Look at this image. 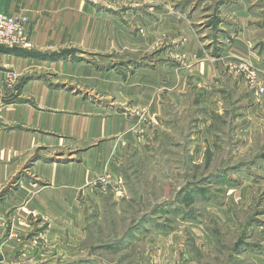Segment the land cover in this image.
<instances>
[{
    "label": "rangeland",
    "instance_id": "rangeland-1",
    "mask_svg": "<svg viewBox=\"0 0 264 264\" xmlns=\"http://www.w3.org/2000/svg\"><path fill=\"white\" fill-rule=\"evenodd\" d=\"M83 2L87 34L96 26L103 31L119 26L135 37L123 57L116 58L113 48L78 43L74 35L54 48L34 50L30 42L31 51H8L25 62L22 69L13 68L8 56L0 59L1 127L32 128L23 119L11 123L5 118L11 104L20 109L14 118H22L27 108L35 116H62L77 126L70 133L49 131L59 145L36 147L17 179L45 184L32 169L37 161L70 168L66 221L25 233L22 237H36L8 261L264 264V68L257 64L264 60V0ZM175 26H185L193 36L198 49L193 59H207L220 69L207 85L209 93L224 91L219 102L198 108L209 94L196 90L194 73L185 76L191 92L184 94V88L178 103L165 96L170 85L162 80L160 112L153 114L134 106L132 96L117 99L88 83L98 73L131 84L137 73L157 72L162 79L160 68L191 69L189 42L185 34L171 35L180 33ZM11 71L16 77L8 84ZM25 80L37 87L24 91ZM230 86H242L255 107L228 95L224 88ZM37 89L40 96L33 95ZM61 96L64 107L47 104H59ZM81 127L87 138L79 136Z\"/></svg>",
    "mask_w": 264,
    "mask_h": 264
},
{
    "label": "crops",
    "instance_id": "crops-1",
    "mask_svg": "<svg viewBox=\"0 0 264 264\" xmlns=\"http://www.w3.org/2000/svg\"><path fill=\"white\" fill-rule=\"evenodd\" d=\"M0 11L3 12H19L27 16L28 23L26 26V34L32 43L34 50H42L46 48H54L59 41L68 36L73 38L74 35L79 39L78 43H83L86 40L87 45L90 43H96L98 50L108 51L115 49V57L121 58L125 55L126 51L132 49L131 42L135 37L128 34V29L125 31L123 28H116L115 26H108L104 31L96 26L92 32L87 34L88 26H83V12L84 2L83 0H0ZM147 26V25H146ZM180 28V33L177 31H170L171 35L185 34L187 38V56L186 58L190 64L191 69L178 68L173 69L169 67L162 68L160 70L162 79H159L157 72H144L137 73L138 77H131L134 81L131 84L120 83L115 76L104 75L100 76L95 74L93 78L88 81L89 84L99 89L104 93H111L116 95L117 99L122 97L132 96L133 105L143 107V109H149L148 114L160 112L159 96L164 85L162 80L169 83L170 88L168 92H165V96L174 99L175 103H178L181 91H186L184 94L188 95L190 87L188 86L187 73H194L196 78L193 84H196V90L201 88L204 93L209 94L208 100L204 98L201 106L202 109L206 102L214 101L215 103L221 100V94L224 91H220L219 88H214V91L209 93L210 87H207L209 82L214 80V76L220 73V69L210 62L200 59H193L192 53H197V46H194L193 36L185 26H175ZM93 28V27H92ZM161 27H154L155 31H161ZM155 34L157 35V33ZM155 35V36H156ZM138 37V34H137ZM94 40L93 42H90ZM148 38H145L140 42H147ZM101 48V49H100ZM113 48V49H112ZM244 48V44L239 48ZM24 51H31L28 48H16ZM28 49V50H27ZM227 49V47H226ZM225 49V50H226ZM11 51L7 47L0 46V59L3 56H8L6 60L14 65L16 68L24 65L25 62H19L14 58V55L7 53ZM137 55V53H135ZM205 55V54H204ZM203 56V53H199L198 57ZM197 60V62L195 61ZM260 64L264 68V60H258L257 64ZM162 66V65H161ZM188 67V66H187ZM159 65L156 67L158 70ZM166 71V72H165ZM105 73V72H104ZM94 75V74H93ZM92 76V74H90ZM142 76H148L151 79L142 78ZM139 78L140 81H136ZM219 80V78H218ZM154 84H152L153 82ZM33 81L25 80L23 82V90L33 89L37 87L35 84H31ZM84 82V81H81ZM216 82V80L214 81ZM2 83V73L0 70V87ZM87 83V82H86ZM130 83V82H129ZM139 83V84H137ZM142 85H147L144 90H141ZM242 86H230L227 89L228 95L232 98H239L240 101L251 102V108H254L249 93L242 89ZM222 89V88H221ZM141 90V91H140ZM196 90H193L194 92ZM139 92V93H138ZM161 92V93H160ZM34 96H40V89L33 91ZM164 96V98H165ZM163 98V100H164ZM234 99V98H233ZM250 99V100H249ZM41 101V99H38ZM65 96H61L59 104L57 102L47 103L53 108H62ZM263 104V103H262ZM27 105V104H25ZM16 104H11L3 114L5 118L14 123L16 119H23L30 127L29 129H22L16 131L14 129H4L0 125V264H19L14 261H8V258L14 256L15 251L19 246H26L30 243L32 238L27 236L22 237L25 233L30 234L32 229H35L38 225H47L50 229L54 224H63L67 218V169L66 165L45 164L40 161L33 162V171L37 174V177L41 178V182L45 184L39 186H33L28 184L25 178L18 179L20 173H23L24 167L33 158L36 147L43 145L57 146L59 141L55 139L53 132L57 133H70L75 131L77 126L75 123H67L65 117L53 116V115H39L35 116L27 108L26 113L22 118H14V107ZM190 109L192 107L188 106ZM206 120V117H203ZM75 122V121H73ZM201 122V124H203ZM42 128L44 130L39 129ZM84 127H81V138H87L89 132H85ZM43 131L45 133H41ZM46 132L50 133L47 134ZM76 133H79L76 130ZM41 134H45L41 136ZM45 180V181H44ZM14 181V183H13ZM17 184V185H16ZM5 194V195H4ZM27 225V227H26ZM53 226V227H54ZM48 230V229H47ZM44 232V231H43ZM49 233V232H48ZM47 233V235H48ZM22 240H21V238ZM25 243V244H23ZM42 264V263H37Z\"/></svg>",
    "mask_w": 264,
    "mask_h": 264
},
{
    "label": "built area",
    "instance_id": "built-area-1",
    "mask_svg": "<svg viewBox=\"0 0 264 264\" xmlns=\"http://www.w3.org/2000/svg\"><path fill=\"white\" fill-rule=\"evenodd\" d=\"M28 18L19 12L0 11V46L7 48H29L31 43L26 34ZM16 72H8L6 82L13 83Z\"/></svg>",
    "mask_w": 264,
    "mask_h": 264
},
{
    "label": "trees",
    "instance_id": "trees-1",
    "mask_svg": "<svg viewBox=\"0 0 264 264\" xmlns=\"http://www.w3.org/2000/svg\"><path fill=\"white\" fill-rule=\"evenodd\" d=\"M8 49L13 50V48H8Z\"/></svg>",
    "mask_w": 264,
    "mask_h": 264
}]
</instances>
